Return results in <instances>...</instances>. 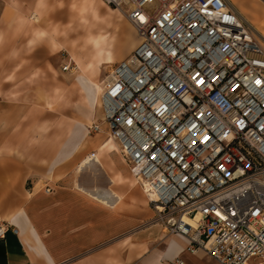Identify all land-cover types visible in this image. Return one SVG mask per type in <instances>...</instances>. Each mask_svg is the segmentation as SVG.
Returning <instances> with one entry per match:
<instances>
[{
  "label": "built area",
  "instance_id": "obj_1",
  "mask_svg": "<svg viewBox=\"0 0 264 264\" xmlns=\"http://www.w3.org/2000/svg\"><path fill=\"white\" fill-rule=\"evenodd\" d=\"M101 1L139 36L105 81L103 121L157 222L213 264H264L261 38L228 0Z\"/></svg>",
  "mask_w": 264,
  "mask_h": 264
},
{
  "label": "crops",
  "instance_id": "obj_2",
  "mask_svg": "<svg viewBox=\"0 0 264 264\" xmlns=\"http://www.w3.org/2000/svg\"><path fill=\"white\" fill-rule=\"evenodd\" d=\"M90 1L0 0V223L9 225L0 241V264H170L178 257L208 258L203 251L190 254L185 239L168 235L157 222L109 136L101 96L106 79L102 90L96 80L103 65L115 62L112 50L103 35L92 37V46L72 44L82 34L73 30L81 6L89 9ZM234 8L264 43V25L249 9ZM137 37L131 53L115 64L134 52ZM63 44L76 65L88 63L90 50L106 55L93 75L64 72L58 64ZM81 107L90 114L101 109L96 121L101 132L87 133L91 118H82ZM127 169L134 180H128ZM129 226L135 227L131 234Z\"/></svg>",
  "mask_w": 264,
  "mask_h": 264
},
{
  "label": "rangeland",
  "instance_id": "obj_3",
  "mask_svg": "<svg viewBox=\"0 0 264 264\" xmlns=\"http://www.w3.org/2000/svg\"><path fill=\"white\" fill-rule=\"evenodd\" d=\"M90 2L92 5L87 10H83V7L81 6L79 24L76 28H73V30L76 29L81 31L82 34L79 37L74 38L76 40H73L74 42L72 44H79L81 47L92 46V37L102 35L105 36L106 48L110 51L112 50V56L115 62L112 64L103 65L100 68L99 78L96 81L100 83V90H102V83L110 75L114 64L131 53L133 49H130L136 43L138 37L133 25L125 17L115 11L114 8L107 7L100 0H92ZM231 2L236 8L249 9L253 13L252 18H255V20L260 22L261 25H264V0H231ZM63 45L62 46L64 48L60 52L61 63L58 62V64H60V66H62V64L65 66L69 63H72V68L70 71H73L76 73V75H93L94 71H96L95 63H98L103 58V56L106 55V53L102 52L101 54L97 53L94 56V50H90V52H92L91 56L93 57L87 58L86 62L88 63L86 65L80 66L79 64L76 65L75 62L72 61V59H75V57L73 55L71 56L70 51L65 47L66 44ZM80 67L82 68L81 70ZM63 82L65 85L69 83L66 75L63 77ZM80 93L82 94L81 100H84L83 91L80 90ZM99 102L100 97L97 99V104H99ZM101 113L102 111L99 107H97L96 111L91 114L87 109H84L83 107L80 108V114L82 118H91V123H88L87 125V133H89V127L92 124H96V121H99L101 118ZM127 178L128 180H134L128 169ZM126 196L128 197L127 200L129 202V193H127ZM133 230H135V227L129 226L127 233L131 234L134 232ZM185 260L187 261V264H211V260L209 258H200L199 256L195 260H189V258L186 256Z\"/></svg>",
  "mask_w": 264,
  "mask_h": 264
},
{
  "label": "bare ground",
  "instance_id": "obj_4",
  "mask_svg": "<svg viewBox=\"0 0 264 264\" xmlns=\"http://www.w3.org/2000/svg\"><path fill=\"white\" fill-rule=\"evenodd\" d=\"M229 2H230V0H228ZM232 2H230V4H231ZM232 5V4H231ZM233 6V5H232ZM234 7V6H233ZM235 9V8H234ZM121 13V12H120ZM239 13V12H238ZM122 14V13H121ZM240 14V13H239ZM123 15V14H122ZM241 15V14H240ZM249 23V22H248ZM251 25V24H250ZM253 27V26H252ZM100 88V87H99ZM104 92V91H103ZM102 95H103V93H102ZM101 95V96H102ZM101 96H100V98H101ZM96 193V192H95ZM100 197V196H99Z\"/></svg>",
  "mask_w": 264,
  "mask_h": 264
}]
</instances>
